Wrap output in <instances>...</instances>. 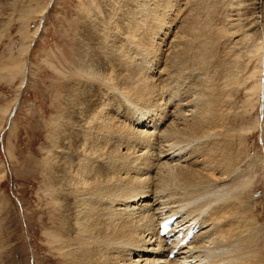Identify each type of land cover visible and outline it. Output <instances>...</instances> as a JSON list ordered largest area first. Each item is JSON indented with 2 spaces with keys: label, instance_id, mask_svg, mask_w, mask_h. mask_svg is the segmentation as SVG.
I'll return each instance as SVG.
<instances>
[{
  "label": "bare ground",
  "instance_id": "6f19581e",
  "mask_svg": "<svg viewBox=\"0 0 264 264\" xmlns=\"http://www.w3.org/2000/svg\"><path fill=\"white\" fill-rule=\"evenodd\" d=\"M223 1L229 6L232 27L241 21L236 10L249 5L257 10L251 18L253 28L264 19L262 0ZM132 2L115 7L110 14L115 24L95 39L102 62L93 61L82 70L94 83L76 103L81 110L74 133L77 140L70 138L67 148L55 144L63 157H49L47 163V175L55 184L45 193L60 205L52 208L56 233L47 236L53 259L59 264H264L231 224L232 216L246 215L247 202L254 200L247 195L256 175L245 178L244 170L255 169L260 157L264 167L262 155L253 159L247 155L239 165L233 163L231 155L245 149V129H220L227 114L220 111L222 97L235 92L232 68L237 59L229 62L220 78L222 89L212 98L215 90L209 80L214 74L199 73L202 88L182 75L193 60L202 70L210 66L204 55H197L200 48L194 49L196 34L178 48H169L172 41L165 39L171 1ZM111 7L108 4L107 10ZM103 11L97 9L94 15L105 17ZM231 34L236 36V31ZM255 45L259 57L264 41ZM260 87L258 82L251 91L258 96ZM257 122L256 116L255 127ZM261 128L264 137V125ZM237 139L240 147L234 151ZM245 160L251 166H242ZM171 217L179 231L192 228L196 233L169 260L171 249L156 233L161 220Z\"/></svg>",
  "mask_w": 264,
  "mask_h": 264
},
{
  "label": "rangeland",
  "instance_id": "374dc122",
  "mask_svg": "<svg viewBox=\"0 0 264 264\" xmlns=\"http://www.w3.org/2000/svg\"><path fill=\"white\" fill-rule=\"evenodd\" d=\"M132 1L135 0H0V264H59L53 259L47 241L48 235L56 233L57 215L52 208H60L58 201L45 193L55 184L47 175V163L49 157L61 156L53 148L55 144L67 148L70 138L77 140L74 133L81 123L78 115L81 110L76 103L82 92L94 83L82 70L93 61L102 62L94 41L115 24L110 15L116 12L115 7ZM167 1L173 4L170 29L165 33H168L165 39L172 41L169 48L181 47L191 33L196 34L194 49L200 48L197 55H204L210 65L208 70H202L198 60L186 65L188 72L183 71L182 75L191 77L195 86L202 88L201 74L208 71L209 76L215 75L209 81L215 90L212 98L217 97L229 62L238 61L232 68L237 80L233 84L235 92L231 97H222L220 111L227 114L220 129L244 128L247 140L244 151L231 155L230 160L239 165L248 156L252 159L264 156L261 128L264 125V91L261 90L264 53L259 57L254 53L256 41H264V19L253 28L251 18L257 10L249 5L236 10L241 21L232 27L229 6L223 0H163V3ZM262 3L264 7V0ZM108 4L112 6L110 10H107ZM45 7L47 11L41 15ZM157 8L162 13L163 6ZM97 9L104 10L102 16L106 17V13L109 16L97 18L94 15ZM128 10L133 11L130 6ZM260 16L264 18L263 14ZM240 52H245L244 56ZM258 82L261 87L256 96L251 89H256ZM239 143L237 139L232 145L234 151L240 147ZM246 160L242 166H251L253 160L249 163ZM262 164L260 157L255 169L244 170L245 178L256 175L247 195H253L254 200L247 202L250 212L245 216L233 215L231 219L235 222L231 224L239 237L248 239L249 249L264 261V236L259 237L264 231ZM248 221L255 227L251 228ZM228 222L222 225L224 229Z\"/></svg>",
  "mask_w": 264,
  "mask_h": 264
}]
</instances>
